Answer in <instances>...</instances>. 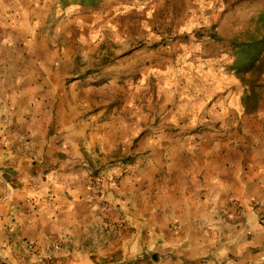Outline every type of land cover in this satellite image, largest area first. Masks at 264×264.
I'll return each mask as SVG.
<instances>
[{"label": "crops", "instance_id": "obj_1", "mask_svg": "<svg viewBox=\"0 0 264 264\" xmlns=\"http://www.w3.org/2000/svg\"><path fill=\"white\" fill-rule=\"evenodd\" d=\"M168 1L131 13L155 17ZM118 2L0 0V264H264V135L243 128L251 92H211L168 110L160 134L127 164L117 139L99 148L106 110L73 97L57 117L51 98L78 53H51L59 47L49 33L62 31L54 19L87 25ZM68 30L69 49L93 40L80 26Z\"/></svg>", "mask_w": 264, "mask_h": 264}, {"label": "rangeland", "instance_id": "obj_2", "mask_svg": "<svg viewBox=\"0 0 264 264\" xmlns=\"http://www.w3.org/2000/svg\"><path fill=\"white\" fill-rule=\"evenodd\" d=\"M118 1L108 7L104 16L87 25L74 23L70 14L54 19L52 25L62 31L55 35L50 31L59 47L51 53L57 57L78 53L73 66L65 63L66 84L56 89L62 94L51 98L54 108L61 109L57 117L65 114L64 107L68 113L71 111L66 100L73 101V97L80 103L89 102L95 108L94 114L106 110L99 125H106L108 137L99 140L103 142L99 148L108 150L112 144L108 138L117 139L125 150L120 162L127 164L134 161L133 156L137 157L132 153L138 144L160 134L168 110L182 102L193 103L201 97L205 100L211 92L226 96L232 92L237 96L245 90L252 95L247 101L250 113L243 122L245 133L264 135L260 126L264 123V74L242 80L229 69L236 59L234 44L263 34L259 20L264 14V0H188L177 5L172 0L167 8L158 9L155 17L137 19L131 8L143 4L136 13L148 15V7L158 4V0ZM76 26L87 30L88 37L93 39L82 43L79 51L69 49L66 42L72 37L68 29L74 30ZM216 47L222 49L214 52ZM47 53L40 49L41 55ZM213 73L218 74L217 80L211 76ZM231 75L238 81L232 80ZM79 78L82 84L76 87L73 82ZM255 91L261 102L253 97ZM40 99L43 101L44 97ZM240 136L247 135L240 131ZM253 143H249L250 150Z\"/></svg>", "mask_w": 264, "mask_h": 264}, {"label": "trees", "instance_id": "obj_3", "mask_svg": "<svg viewBox=\"0 0 264 264\" xmlns=\"http://www.w3.org/2000/svg\"><path fill=\"white\" fill-rule=\"evenodd\" d=\"M259 23L264 31V14ZM214 39L217 37L213 36ZM235 61L229 69L242 80L264 74V32L261 36H252L241 43L234 44ZM252 85V82L249 83Z\"/></svg>", "mask_w": 264, "mask_h": 264}, {"label": "built area", "instance_id": "obj_4", "mask_svg": "<svg viewBox=\"0 0 264 264\" xmlns=\"http://www.w3.org/2000/svg\"><path fill=\"white\" fill-rule=\"evenodd\" d=\"M1 173H0V181L2 179L1 177ZM102 185H103V179H95L93 182H92V187L94 190L96 191H101L102 189ZM239 208V207H238ZM29 249L30 250H34V247L32 245H29ZM39 264H50V261L49 260H44L42 262H40Z\"/></svg>", "mask_w": 264, "mask_h": 264}]
</instances>
